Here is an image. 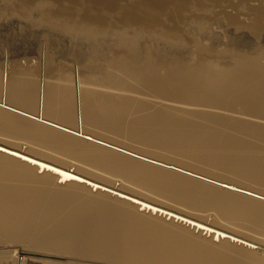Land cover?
I'll return each instance as SVG.
<instances>
[{"label": "bare ground", "instance_id": "1", "mask_svg": "<svg viewBox=\"0 0 264 264\" xmlns=\"http://www.w3.org/2000/svg\"><path fill=\"white\" fill-rule=\"evenodd\" d=\"M4 37L0 146L52 170L0 150V264H264V51L116 58L110 85Z\"/></svg>", "mask_w": 264, "mask_h": 264}, {"label": "rangeland", "instance_id": "2", "mask_svg": "<svg viewBox=\"0 0 264 264\" xmlns=\"http://www.w3.org/2000/svg\"><path fill=\"white\" fill-rule=\"evenodd\" d=\"M0 3V36L10 37L13 44L8 54L22 61L16 64L36 62L45 75L59 66L81 78L103 75L106 83L115 85L116 69L106 68L116 58L139 62L149 57L167 66L186 62L195 54L204 61L231 66L234 57L264 51V0Z\"/></svg>", "mask_w": 264, "mask_h": 264}, {"label": "water", "instance_id": "3", "mask_svg": "<svg viewBox=\"0 0 264 264\" xmlns=\"http://www.w3.org/2000/svg\"><path fill=\"white\" fill-rule=\"evenodd\" d=\"M86 138H88V137H86ZM0 150H1V151L8 152V153H10V154H13V155H15V156H18V157H20V158H22V159H24V160H27V161H29V162H31V163H33V164H36V165H38V166L40 167V170H42V169H50V170H52V168H49L48 165H47L46 163H43V162H41V161H37V160L31 159L30 157H27V156L21 155V154H19V153H17V152H13V151L7 150V149H5V148H3V147H1V146H0ZM55 172L58 173L59 175H61L62 173H64V174H68V173H70L69 171H64V170H62V169H58V168H57V170H56ZM70 175H71V178L76 179V180H78V181H83V182L89 184L90 186H92L93 188H101V189H105V190H106L105 187L100 186V185H98V184H95V183H93V182H91V181H88V180H86V179H83V178H81V177H79V176H75V175H73L72 173H70ZM116 194L119 195V196H121V197H123V198L130 199L131 201H134L135 203H139L142 207H145L146 209H150V210H153V209H154V207H153L152 205H149L148 203L142 202V201L137 200V199H133V198H131V197H129V196H126V195H124V194H120V193H117V192H116ZM154 211H155V210H154ZM156 211L160 212L161 210H160L159 208H156ZM171 215H172V214H171ZM172 216L175 217V215H172ZM193 224H194L195 226H197L198 228L208 229L206 226H204V225H202V224H197V223H193ZM215 233H216V235H220V236L222 237L221 233H217V232H215Z\"/></svg>", "mask_w": 264, "mask_h": 264}]
</instances>
